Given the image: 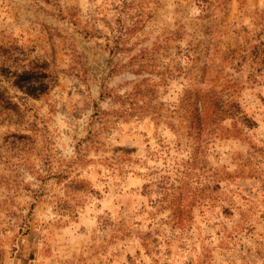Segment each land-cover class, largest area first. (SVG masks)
Returning a JSON list of instances; mask_svg holds the SVG:
<instances>
[{"label":"rangeland","instance_id":"obj_1","mask_svg":"<svg viewBox=\"0 0 264 264\" xmlns=\"http://www.w3.org/2000/svg\"><path fill=\"white\" fill-rule=\"evenodd\" d=\"M0 264H264V0H0Z\"/></svg>","mask_w":264,"mask_h":264},{"label":"trees","instance_id":"obj_2","mask_svg":"<svg viewBox=\"0 0 264 264\" xmlns=\"http://www.w3.org/2000/svg\"><path fill=\"white\" fill-rule=\"evenodd\" d=\"M1 91L2 89H0V108L6 109L9 107L10 102L8 101L7 97L3 96V93Z\"/></svg>","mask_w":264,"mask_h":264}]
</instances>
